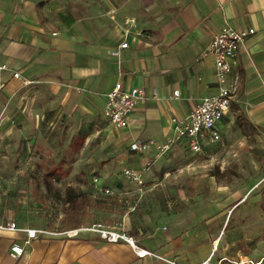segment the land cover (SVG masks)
Wrapping results in <instances>:
<instances>
[{
  "label": "crops",
  "instance_id": "1",
  "mask_svg": "<svg viewBox=\"0 0 264 264\" xmlns=\"http://www.w3.org/2000/svg\"><path fill=\"white\" fill-rule=\"evenodd\" d=\"M226 25L254 28L256 33L238 54L232 77L239 78V88L220 123L222 140L199 153L209 157L226 139L240 140L243 132L250 141L264 143V0H0V63L9 67L2 72L5 85L0 90V152L7 151L0 154V226L15 222L20 229L45 230L33 215L39 210L36 202L6 198L17 190L30 193L31 180L41 184L43 174L36 163L42 159L31 154L32 147L39 150L40 140L54 143L49 153L59 163H68L71 177L93 173L97 187L109 193L121 194L126 185L138 187L123 171L131 168L146 178L155 147L132 151L130 146L138 139L174 138L172 119L185 118L204 97L217 92L215 61L201 55ZM125 42L129 47L120 56L112 55ZM14 72L32 84L24 85ZM117 83L147 92L122 129L114 128L103 114L107 95ZM175 90L180 91L178 98H173ZM16 116L18 121L10 123ZM19 145L25 153L10 154V148ZM187 149L191 152L187 140L180 138L166 156ZM12 162L27 163L20 168L24 186L17 189L10 181ZM226 163L225 158L219 161L222 171ZM58 171L46 174L57 180ZM250 189L243 194L255 192ZM172 227L173 233L164 227L138 246L182 264H196L214 250L208 240L219 239V233L212 237L204 230L185 236L189 226L184 222ZM26 240L23 230L0 228V264H133L149 257H139L130 244L107 242L95 232L40 233ZM204 241L208 248L196 253ZM15 243L25 248L17 259L9 255Z\"/></svg>",
  "mask_w": 264,
  "mask_h": 264
},
{
  "label": "rangeland",
  "instance_id": "2",
  "mask_svg": "<svg viewBox=\"0 0 264 264\" xmlns=\"http://www.w3.org/2000/svg\"><path fill=\"white\" fill-rule=\"evenodd\" d=\"M17 118L11 117L10 123L17 122ZM14 134L17 133L12 132L11 136ZM245 135L243 132L240 140L226 139L225 144L211 152V157L188 149L167 157L169 151L162 153L154 148L155 155L145 168L150 173L144 178L145 183L138 187L126 185L121 194L99 189L93 173L90 176L74 173L71 177L68 163H59L53 157L54 153H49L54 143L47 145L40 140L37 143L39 150L34 146L31 154L36 152L42 159L36 163V170L43 174L41 184L31 180L30 188L33 189L30 193L24 195L17 190L6 198L10 202L16 200V203L24 202V199L36 202L39 210L33 215L43 222L45 230L42 234L69 236L68 232L79 230L73 235L78 236L93 232L84 228L101 224L126 232L138 240L140 246L145 245L142 242L151 235H160L164 227L173 233L172 224L184 222L189 226L185 236L199 230L213 234L212 237L219 233L218 240H208L218 249L213 261L223 255L234 264H264V143L257 139L250 141ZM2 153L7 154V151ZM24 153L23 146L10 148L12 155ZM46 154L51 157L46 159ZM224 158L227 163L222 171L219 161ZM26 164H11L10 181L16 189L24 186L21 185L24 171L20 168ZM57 167L59 176L54 180L46 172ZM246 188L255 192L247 194L249 197L242 204ZM244 234L246 238L242 239ZM202 243L200 249L196 248L198 254L208 248L209 243ZM185 253L191 257L188 249ZM153 254L156 255L138 259L133 264H167L158 259L161 254Z\"/></svg>",
  "mask_w": 264,
  "mask_h": 264
},
{
  "label": "built area",
  "instance_id": "3",
  "mask_svg": "<svg viewBox=\"0 0 264 264\" xmlns=\"http://www.w3.org/2000/svg\"><path fill=\"white\" fill-rule=\"evenodd\" d=\"M256 33L254 28L248 30H238L232 26H224L219 33H217L210 41L207 48L202 52V57H213L216 65L217 77V92L204 97L195 109L185 118H173L175 137L166 142H153L138 139L130 146L132 151H144L149 149L152 145L162 153H166L172 149L178 139H186L189 149L193 153H200L204 147L215 144L222 140L220 123L224 116L229 114L232 102L236 97L239 88V78L232 77V73L238 64V54L242 46L246 44L248 39ZM129 47V43L125 42L119 46L118 49L112 51V55L120 56L121 50ZM7 65L0 63V90L4 87L2 80V72L8 70ZM13 76L22 80L24 85L32 84L20 74L14 72ZM180 91L175 90L173 98H178ZM147 99V92L142 87H135L126 89L121 83H117L114 88L107 95V102L104 108L105 119L117 129L125 128L129 125L130 116L137 108V106ZM124 176L131 183L143 185L145 183L142 174L137 173L134 169H124ZM97 182V180H95ZM109 193L110 190L106 189ZM1 229L16 231L23 230L26 232L28 240L37 238L39 234L44 233L43 230L37 229H20L15 222H10L5 226H0ZM85 230L98 233L103 239L110 243L126 242L130 244L139 257H146L156 255L151 251L140 252L141 249L136 240L128 235L126 232L112 230L102 226L101 224H94L91 228H84ZM79 230L68 232L69 236H73ZM217 248L211 252L209 257L196 264H227L234 263L226 256L219 257L217 261H213ZM25 252L23 245L15 243L11 246L9 255L11 258H20ZM161 261L167 264H182L177 260L168 259L163 256H157ZM239 264V263H237Z\"/></svg>",
  "mask_w": 264,
  "mask_h": 264
},
{
  "label": "bare ground",
  "instance_id": "4",
  "mask_svg": "<svg viewBox=\"0 0 264 264\" xmlns=\"http://www.w3.org/2000/svg\"><path fill=\"white\" fill-rule=\"evenodd\" d=\"M140 250V252H143L144 253V251H146L145 249H139Z\"/></svg>",
  "mask_w": 264,
  "mask_h": 264
}]
</instances>
